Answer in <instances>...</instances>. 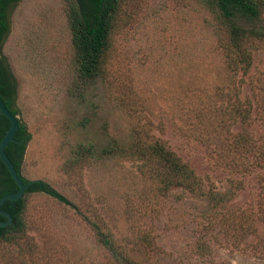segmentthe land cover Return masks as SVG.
Masks as SVG:
<instances>
[{
  "label": "rangeland",
  "instance_id": "374dc122",
  "mask_svg": "<svg viewBox=\"0 0 264 264\" xmlns=\"http://www.w3.org/2000/svg\"><path fill=\"white\" fill-rule=\"evenodd\" d=\"M64 5L65 0H19L0 49L17 81V115L31 134L22 173L54 186L112 232L139 264H264L259 218L264 159L243 177V189L211 214L202 196L179 188L159 195L134 161L107 160L69 174L61 170L67 143L103 145L111 135L152 121L155 135L199 177L225 192L233 175L216 156L209 121L238 84L239 98L251 105L248 128L264 139V44L252 50L249 71L232 77L215 21L199 0H124L107 88L74 71ZM120 102L128 113L117 106ZM223 119L233 132L240 129L238 120ZM29 196L24 219L30 247L1 246L0 264L111 263L110 253L74 209L43 193ZM240 211L251 216L254 231L238 244L220 224L207 220V215ZM230 233L240 230L233 227ZM200 238L209 254L196 250Z\"/></svg>",
  "mask_w": 264,
  "mask_h": 264
},
{
  "label": "trees",
  "instance_id": "16d2710c",
  "mask_svg": "<svg viewBox=\"0 0 264 264\" xmlns=\"http://www.w3.org/2000/svg\"><path fill=\"white\" fill-rule=\"evenodd\" d=\"M18 1L0 0V49L10 32V12ZM199 2L215 21L216 37L224 55L226 71L232 77L238 72L246 74L252 65V50L257 48L258 44H264V0H199ZM123 3L124 0H65L64 5L71 47L70 60L74 71L79 77L98 80L107 88L110 85L108 74L114 36L119 26ZM231 92V95L226 97V104L217 107L209 121L211 131L214 133L216 156L233 175L225 192L218 191L209 180L199 177L190 164L171 149L164 139L155 135L151 127L152 121L132 126L124 135H111L103 145L85 140L70 143L65 138L64 141H68L69 146H66L68 153L61 170L69 174L107 160L117 162L130 160L136 163V171L140 176L155 184V190L159 195H167L172 188H179L202 196L209 206V214L210 210L222 209L226 202L233 199L237 191L243 189V177L261 166L264 159V139H257L248 128L251 116L250 102L239 98L238 84L233 85ZM0 97L13 114H18L15 107L17 81L7 60L2 56ZM261 97L264 99V89H261ZM117 106L128 113V108L121 102ZM225 116L238 120L240 129L233 132L226 126L223 119ZM9 125V119L0 113V141ZM30 138L31 134L26 124L20 120L13 140L4 149L26 186L20 198L6 199L0 206L12 217L10 224L0 225V248L1 246L23 248L21 245L28 244L24 219L27 198L33 193H43L58 203L74 209L75 214L89 225L96 241L110 253L112 258L110 264H139L126 252L125 247L116 242L112 232L85 215L63 193L45 180L30 179L22 173L25 149ZM261 182L264 192V180ZM17 190V184L0 160V197ZM259 218L264 221V211L260 213ZM251 219L244 211L223 213L220 216L207 215L208 222L212 225L220 224L234 244H238L253 233ZM0 220L6 221L7 218L0 215ZM233 227L240 230L239 235L234 236L230 233ZM260 244L264 262V236L260 239ZM27 246L30 247L29 244ZM196 250L203 254L210 252L207 242L202 238L196 242Z\"/></svg>",
  "mask_w": 264,
  "mask_h": 264
},
{
  "label": "water",
  "instance_id": "95a60500",
  "mask_svg": "<svg viewBox=\"0 0 264 264\" xmlns=\"http://www.w3.org/2000/svg\"><path fill=\"white\" fill-rule=\"evenodd\" d=\"M0 113L3 114L5 117H7L10 121V125L8 129L6 130L5 134L3 135L1 141H0V160L4 163L6 168L8 169L11 177L14 179L15 183L18 186V190L16 192H9L0 197V206L2 203L6 200H14L18 199L23 195L24 189H25V183L21 179V177L18 175L13 163L11 160L8 158L7 154L5 153V146L13 140V136L16 132V130L19 127V122L20 120L25 123V120L20 119L17 114H13L11 110L5 105L3 100L0 97ZM20 119V120H19ZM30 199V196L27 198V204ZM0 215L4 216L7 218L6 221H1L0 220V225L5 226L7 224H10L12 221L11 215L0 208Z\"/></svg>",
  "mask_w": 264,
  "mask_h": 264
}]
</instances>
